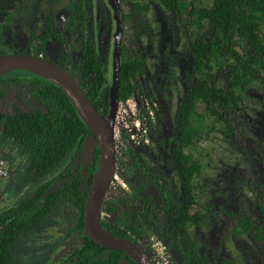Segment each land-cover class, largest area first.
<instances>
[{"label":"trees","instance_id":"trees-1","mask_svg":"<svg viewBox=\"0 0 264 264\" xmlns=\"http://www.w3.org/2000/svg\"><path fill=\"white\" fill-rule=\"evenodd\" d=\"M73 1L68 19L80 30L81 55L75 63H68L67 54L60 49L54 61L75 77L92 105L106 114L109 64L101 59L95 42L88 37L86 0ZM157 2L185 29L190 56L189 70L181 78L182 101L166 139L167 150L172 149L170 158L179 170L180 189L177 195L169 192L142 156L141 146H129L128 167L123 174L134 175L140 182L132 179L129 196L105 204L104 212L120 211V217L102 222V226L130 240L156 234L175 250L181 264H208L207 247L192 242L190 231L212 228L220 213L218 244L247 237L259 250L264 264V181L249 170H235L231 174L230 202L213 204L204 198L207 184L200 178V164L193 155L200 140L193 131L202 128L206 134L219 135L235 154L252 158L264 168V144L249 138L248 123L236 112L248 88L256 84L264 89V0ZM121 4L122 18L129 29L123 41L137 45L149 32L145 23L147 5L145 0H121ZM44 18L50 24L54 16L47 14ZM52 33L43 30L37 38L50 40L55 36ZM56 37L62 45L63 39ZM121 50L118 100L125 101L134 95L135 81L145 70V62L139 50L129 53L127 46ZM16 82L31 89V98L40 109L23 110L18 105L4 104V84ZM140 113H145L140 119L153 137L159 131L158 124L144 108ZM89 134L66 94L53 82L25 70L0 76V136L21 149L28 161L26 178L40 183L35 192L32 187L27 200H15L0 208V264H18L12 252L14 243L39 232L56 206L71 210L63 217L71 226L65 231L66 245H72L52 264H136L122 251L94 243L84 232L87 186L82 187L80 165L70 168L69 164ZM94 154L88 183L97 167L98 149ZM47 177L51 178L44 181ZM58 182L61 185L53 188ZM72 234H77L80 242H69Z\"/></svg>","mask_w":264,"mask_h":264},{"label":"rangeland","instance_id":"rangeland-1","mask_svg":"<svg viewBox=\"0 0 264 264\" xmlns=\"http://www.w3.org/2000/svg\"><path fill=\"white\" fill-rule=\"evenodd\" d=\"M37 1L42 0H0V29L5 18L9 19L10 28L25 30L33 26L39 7V4L36 3ZM50 1L51 0H43L40 6L58 12L57 15L59 16L69 10V2L64 3L61 0L56 2L55 0L50 4ZM90 3L93 5V21L95 20L96 13H106L105 11H107V9L105 6H102L100 0H90ZM145 3L149 6L147 21L151 23L152 26L149 35L144 36L137 47H139L140 58L146 63V68L143 73L137 76V88L131 100L133 101L132 104L134 107L135 105L137 106L138 112H136L135 115L136 117L138 116L139 120L140 116L143 118L146 116L145 113H140L141 109L144 108V110L149 113L150 119L154 121L158 120L159 124L163 125L162 135L159 134V131H161L159 130L153 137L154 143L158 145L161 144V147H155L152 144V146L156 148L154 151L155 153L158 150L161 151L162 147L164 148V136L168 134L169 125L174 123L176 104L183 91L180 77L184 69V63L181 59L186 53V48L180 38L181 29L170 15L159 6L157 0H145ZM29 5H31V7L28 9ZM109 16L110 13L108 16L104 15V23ZM5 27H8V25H5ZM69 31L72 33L75 32L73 28H70ZM102 35L104 34L102 33ZM5 39L8 41L10 37L6 36ZM1 52L8 51L1 49ZM255 87L256 86L250 88L249 92L246 94L247 97L244 99V103L241 104L238 111L243 117L251 121L252 136L264 137V103L261 95L262 92ZM25 102L27 104H29V102L32 103L30 98H26ZM130 108L131 107L126 104L120 106V109L119 103L117 106L114 133L115 150L118 158H123V152L129 146H141L139 149L141 150L142 148H146L142 147V145L150 144L151 142V133L149 129L146 128L144 133L141 131L137 132L134 124L135 118L129 112L131 110ZM156 111L158 112L157 116L155 114ZM206 131V129L202 128H199L197 132L193 131L194 135L200 138L196 145L197 150L193 155L200 164L202 178L207 184L205 192L207 193L208 199L215 204L219 203L223 205V203L229 202V200L225 198V194L228 193V180L231 170L239 167L247 168L248 165L250 171L257 176L259 175L261 178H264V171L256 166L254 161L245 160L231 153L219 135L206 134ZM142 136L147 138V143L140 144L137 142L139 140L138 138ZM0 157V172H2L0 177V197L6 193V195L3 196L6 199H12L14 196L17 200L20 198L21 193L22 199L28 198L29 195L27 194L30 193V188L26 185L20 167L18 165L16 166V164L14 167H11L8 163L9 160L4 158L3 154ZM164 163L165 161L161 158L158 164L160 168L159 174L161 172L163 181L168 185L169 189H171L176 187V181L178 184V179L174 171L173 173H168L169 170L165 167ZM154 164H156V162ZM12 169H14V172H12ZM16 170L18 173H16ZM116 178L118 182L121 180L118 174ZM120 187L123 186L120 185ZM0 206H2L1 203ZM102 218L113 220V217L106 213H102ZM221 218V214L218 213L214 228L212 227L209 230L204 228L193 229L190 234L193 241L207 245L210 264H262L259 250L252 241L246 237L229 240L223 245L216 247L218 245L216 232L220 228ZM62 234L61 226L57 227L56 224L52 223L48 225L47 223L40 232L30 235L24 240H21L23 238H19L14 243L12 251L17 263L52 264L59 261L57 259L61 257L59 254L64 246L57 240L54 243V248H51L50 251L47 244L50 240ZM156 237L155 234H151L149 238ZM71 245L72 243L66 245L65 248H69ZM172 257L173 261L176 262L175 256L173 255Z\"/></svg>","mask_w":264,"mask_h":264},{"label":"flooded vegetation","instance_id":"flooded-vegetation-1","mask_svg":"<svg viewBox=\"0 0 264 264\" xmlns=\"http://www.w3.org/2000/svg\"><path fill=\"white\" fill-rule=\"evenodd\" d=\"M54 1L55 0H51L50 4H52ZM57 1L58 0H56V2ZM61 1H63L64 3L69 2V6H70L69 10L66 11L65 13H63L61 16L57 15L58 12H56L54 10H50L49 8H46V9L42 8L43 6H40V4L43 2V0L42 1H37L36 3L39 4V7H38L37 15L35 17V23L33 24V26H31V27H29V28H27L25 30H22V29H19V28H10L9 27L10 26L9 19L5 18L3 20V22H2L3 25L1 26V29H0V52H1V49H5V50L8 51V52H4V53L2 52V54H5V53H19L21 51V52H24V53H20V54H31V55H35V56H40V57H43V58H45L47 60H51L52 62H55L54 60L57 58L60 49H62V51L67 54L68 63H75L80 58V55H81V51L79 50V44H80L81 36H80V30H79L78 26L74 25V23L69 21V19H68L69 15L71 13V10L73 8V5H74V1L73 0H61ZM86 2L88 4V14H87L88 15V25H87L88 37L95 42L101 59L104 60L106 62V64H109V69H110V71H109V76H110L109 89H110V86H111V74H112L111 56H112V48H113V40H114L113 39V33H114V29H115V22H114L113 17H112V10L109 7V5L107 4L106 0H100L102 6L103 7L105 6L107 11H105L106 12L105 14L104 13L103 14L96 13L95 14V20L93 21V19H92L93 5L90 3V0H86ZM146 5H147V9L149 10L148 4H146ZM30 7H31V5L28 6V9ZM120 7L122 8L121 0H120ZM148 10H147V12H148ZM164 11L167 14H169L166 10H164ZM147 12L145 14V23L148 25L149 32H148L147 35H149L152 25H151V23H148V21H147ZM109 13H110V16H109V18L107 17V19H106V21L104 23L103 22V17H104V15L108 16ZM47 14H53V16H54V18L50 22V24H48L47 21L44 18ZM169 15L174 20V22L179 26V28L181 29L180 38L182 39V42H183V44L185 45V48H186V53L183 55V58L181 59V61L184 63V66H183L184 69H183L181 77H180V83H181V78H182V75H183L184 71L185 70H189V67H190V56H189V52H188V47H187V45H186V43L184 41V39H185L184 38L185 29L180 24H178L176 22L177 20L173 17L172 14H169ZM63 16H64V18H63ZM121 19H122V33H121V45H120V70H121V53H122L121 48H123L124 46H127L128 49H129L128 50L129 53H130V50H133L135 52L136 50H138L139 47L137 48V46H138L139 42L141 41V39L143 38L142 37L140 39V41L138 42L137 45L134 44L133 46H130L127 41H123L124 40L123 38H124V36H126L127 30H129V29H128L127 24L125 23V21L122 18V11H121ZM5 25H8V27H5ZM70 28H73L75 30V32L72 33L71 31H69ZM125 29H126V31H125ZM43 30L52 31L53 32L52 34L54 35V33H55V36H53V38L50 39V40H42V37L37 38V36ZM102 33L104 35H102ZM56 35H59L60 38L63 39L62 45H61V40H58ZM147 35H145V36H147ZM6 36L10 37V40L7 41L5 39ZM123 42H126V43H123ZM140 59H142V58H140ZM58 65H60V64H58ZM61 67H63V66H61ZM145 68H146V63H145ZM21 70H23V69L14 70V71H18V72L11 71L9 73L16 74V73H19V71H21ZM25 71H27V70H25ZM67 72L73 77V75L69 71H67ZM9 73H7V74H9ZM4 75H6V74H4ZM73 78L75 79V77H73ZM75 81L77 82L76 79H75ZM181 85H182V83H181ZM4 86L7 87L6 98L4 100V104H6L8 106L18 105L23 110L24 109L25 110H27V109H40V105L38 104V102L35 99L31 98V94H30V90L31 89L27 85L21 84L20 82H16L14 84L11 83L10 85L4 84ZM135 86L137 88L136 81H135ZM254 86H256L255 88H257L260 92H262L261 95H262V99H263V103H264V89H262L260 86H258L256 84L251 86L250 88H252ZM17 88H19V89H17ZM250 88H248L247 91L244 92V99L247 97L246 94L249 92ZM109 93H110V91L108 92V99L106 101L107 106H109V97H110ZM182 95H183V91H182ZM182 95L180 96L179 101L176 104V109H177L178 104L182 101ZM26 98H30L32 103L29 102V104H27L25 102ZM244 101L245 100H243V102L241 104H243ZM120 102L121 101L118 100V103H120ZM118 103H117V106H118ZM239 107L237 108L236 112H237L238 115L242 116L240 114V112L238 111ZM175 113H176V110H175ZM155 114L157 116L158 112L156 111ZM175 116H176V114H175ZM242 118L245 119L247 121V123H248V136H249V138L251 140H253V141H261L264 144V137L252 136V125L250 123L251 121L248 118H246V117L242 116ZM156 123L159 126V130H161V131H159V134L162 135V128H163L162 126L163 125L159 124L158 120L156 121ZM174 123H175V119H174ZM172 125H169V127H168V134H169V131H170V128L172 127ZM168 134H166V136H164L165 137L164 148L162 147L161 151L158 150L157 152L154 153V151L156 150L155 147H161V144L159 146L157 143H154V141H153V137L154 136L151 137L150 144H145L144 147H146V148H142L139 151L141 152L142 156H144V158L147 160L150 169L156 174V176L162 182L163 186L169 192H172L175 195H177L178 194V189H180V187H179L180 186L179 170L177 168V165H176V162L174 161V159L170 158V154L172 153V149L170 148V150L168 151L167 148H166V139L168 138ZM152 144L155 147H153ZM225 145L228 147L227 144H225ZM96 149H98V161H97V165H96L97 166L96 169H97L98 165H99V147H98V143H97L95 137L90 132V134L83 140L81 146L78 148L77 152L75 153L72 162L69 164L70 168L75 167L77 164L80 165L81 170L83 171L82 173L84 174V184L82 185V187L84 188L85 186H87V191H88L90 182L92 180V176H93L94 172L96 171V169H95L93 174H92V176H91V180L88 183L87 180L90 177L89 171H90V168H92V166L94 164V156H95L94 151ZM228 149L230 150L231 153L235 154L229 147H228ZM0 152H1L0 156L3 154V157L7 158V160L10 161V162L8 161L9 166L14 167V165L16 164V166L18 165L20 167L21 174L24 175V178H25V181H26V185L29 186L30 192L32 191L31 190L32 187H33V192H35V190L39 187L40 183H37V182L34 183V182H32V181H30V180H28L26 178V170H27L28 161H27L26 155L22 154L21 149L16 144L10 143L9 140H4L0 136ZM152 152H153V154H152ZM187 152H189V151H187ZM123 155H124L123 158H118L117 155H116V150H115V155H114V158H115V172H114V175H113V178H112L111 182L109 183V186L107 188V191H106V194H105V197H104V200H103V204H102V207H101V214H100L101 224H102V222H113V221H116L120 217V211L104 212L103 208H104L105 204L107 202H109V201L111 202L112 200H120L123 197L129 196L131 194L130 184L132 182V179H134V180L136 179V176L133 177L134 175H129V174H125L124 175L123 174L127 170V167H128L127 148L123 152ZM235 155H237V154H235ZM237 156L242 157L245 160L248 159L250 161H254L252 158H249V157H243V156H240V155H237ZM158 157H159V159H158ZM161 158L165 161L164 164H165V167L169 170L168 173H173V171H174V174H175V176L178 179V184H177V181H176V187H173V188L169 189L168 185H166V183L163 181V179L161 177V175H162L161 172L159 174V169L160 168H159L158 164L160 163ZM0 159H1V157H0ZM155 162H156V164H154ZM254 163L256 164L255 161H254ZM256 166H257V164H256ZM259 168L264 171V168H261V167H259ZM235 170H249L250 171L248 165H247V168L239 167V168L231 170V173L229 175V180H228V189H227L228 193L225 194V198L228 199L229 202H230V199L232 198V194H231V191H230L231 174ZM12 172H14V169H12ZM116 172L118 174V177L121 179L119 182L116 179V175H117ZM164 172H166V171H164ZM16 173H18L17 170H16ZM252 174L256 175L255 173H252ZM1 175H2V172H0V177H1ZM50 178L51 177H47V178L44 179V181L45 180H49ZM200 178L203 179L202 175H201V168H200ZM257 179H259L260 181H262V180L264 181V178H261L259 175L257 176ZM44 181H42L41 183H43ZM136 181L140 182V178H137ZM120 182L123 184V187H120ZM15 184H17V183H15ZM60 185H61V182H58V183H56V185L53 186V188H57ZM87 191H86V195H87ZM205 191H206V188H205ZM33 192H32V194H33ZM204 193H205L204 198L208 199L207 193L206 192H204ZM29 194H27V195H29ZM0 195H1V193H0ZM5 195H6V193H4L0 197V200H2V201H0V203L2 204V206H0V207H5L6 205H8V204H10V203H12V202H14L16 200L14 196H13L12 199L11 198L10 199L9 198L6 199L5 197H3ZM153 197L157 198V196L155 194L153 195ZM22 198L23 197H22V195L20 193V198L17 199V202L18 201L19 202L20 201H25V200L28 199V198H26V199H22ZM177 198H178V196H177ZM209 201H211V200H209ZM213 204H215V203H213ZM68 210L71 211L69 208H65V207L61 208L59 206H56L53 209L52 213L50 214V220H48L47 222L43 223V227L40 229V231H41L44 228L45 224H47V223H48V225L52 224V223L56 224L57 227L61 226L63 234L58 236V237H56V238H53L47 244V247H49V250L51 251V248H54V243L57 240H59L60 243L62 244V246H64L59 255H61L62 252L66 249L65 247H66V244L68 243V241L65 240V237H66L65 236V231L67 232V230H69V228L71 226L68 225L64 221V217H63V215H65V213ZM102 213H106L109 216L113 217V220H108V219L102 218ZM212 227L214 228V226H212ZM83 228H84V219H83ZM194 229H197V228H194ZM200 229H202V228H200ZM206 230H209V229H206ZM190 234H191V231H190ZM30 235H34V234H29L28 236H30ZM156 236H157L156 238L161 240L166 245L167 252H168V255H167L168 264H181L180 258L177 255V253L175 252V250L173 248H171L167 244V242L164 239H162L160 236H158V235H156ZM149 237H150L149 235L148 236L146 235L142 239H140V238H133L132 239L133 242H135L136 244H138L139 246L142 247V249L145 251V253L147 255H148ZM71 238H73V240H69V242L70 241L80 242V240H81V238L77 234H75V235L72 234V236L69 239H71ZM239 238H242V237H239ZM190 240L192 242L196 243L200 248L202 246H206L207 247L206 244L204 245L202 243L200 244V243H197V242L193 241L191 239V236H190ZM216 240H217V236H216ZM232 240H236V239H232ZM217 244H218V242H217ZM52 245H53V247H52ZM220 245L221 244H218L216 247H219ZM173 255L176 258V262L173 261V257H172ZM207 255H208V249H207ZM149 259H150V257H149ZM150 262L152 264L151 259H150ZM208 264H210L209 255H208Z\"/></svg>","mask_w":264,"mask_h":264},{"label":"water","instance_id":"water-1","mask_svg":"<svg viewBox=\"0 0 264 264\" xmlns=\"http://www.w3.org/2000/svg\"><path fill=\"white\" fill-rule=\"evenodd\" d=\"M115 22L111 56V86L106 114L99 112L89 101L75 79L60 65L40 56L20 53L0 55V76L14 70H27L56 84L68 97L77 114L95 137L99 147V165L92 176L83 211L84 231L94 243L109 249L120 250L136 264H151L141 246L130 239L113 235L100 221L103 200L115 172L114 123L118 103L120 77V45L122 19L120 0H106Z\"/></svg>","mask_w":264,"mask_h":264},{"label":"built area","instance_id":"built-area-1","mask_svg":"<svg viewBox=\"0 0 264 264\" xmlns=\"http://www.w3.org/2000/svg\"><path fill=\"white\" fill-rule=\"evenodd\" d=\"M132 100L131 98L125 100V101H121L119 103V109H120V106H123V105H129L131 108V110L129 111L130 114L135 118V126H136V129H137V132L138 131H141L142 133L145 132V125H143L142 123V120L140 122V120L138 119V116L136 117V112H138V109H137V106L132 104ZM117 112V111H116ZM128 112V113H129ZM128 127V126H126ZM143 135V134H142ZM139 140L137 142H139L140 144H143V143H147V138H144L143 136L141 138H138ZM117 179V178H116ZM120 185L123 186L122 183H120ZM167 255H168V252H167V248H166V245L161 241L159 240L158 238H149V242H148V256L150 257L151 261H152V264H168V259H167Z\"/></svg>","mask_w":264,"mask_h":264}]
</instances>
